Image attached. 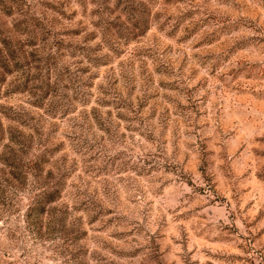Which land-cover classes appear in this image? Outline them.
I'll return each instance as SVG.
<instances>
[{
    "label": "rangeland",
    "instance_id": "374dc122",
    "mask_svg": "<svg viewBox=\"0 0 264 264\" xmlns=\"http://www.w3.org/2000/svg\"><path fill=\"white\" fill-rule=\"evenodd\" d=\"M0 264H264V0H0Z\"/></svg>",
    "mask_w": 264,
    "mask_h": 264
}]
</instances>
